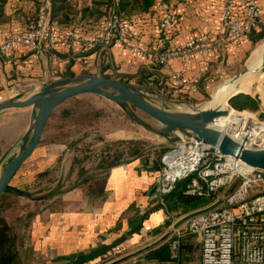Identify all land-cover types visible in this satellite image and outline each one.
Here are the masks:
<instances>
[{
  "label": "crops",
  "instance_id": "obj_1",
  "mask_svg": "<svg viewBox=\"0 0 264 264\" xmlns=\"http://www.w3.org/2000/svg\"><path fill=\"white\" fill-rule=\"evenodd\" d=\"M74 2V5L82 6L81 0ZM85 2L89 3L90 0ZM174 8L178 13L175 43L185 44L189 38L201 32L208 33L211 38L220 35L218 0H176ZM155 22V18L143 19L137 27L136 39L145 45H151L157 33ZM100 24L101 21L88 23V27L92 26V29L79 25L77 27L90 33L98 29ZM18 28L0 25V42L10 33L25 30ZM258 28L259 26L254 31L260 29ZM249 36L239 42L224 40L221 46L215 47L212 54L196 60L184 63L182 59L174 58L171 66L184 79L198 78L199 95L209 92L215 80L234 68L250 52L253 40ZM204 60L208 62V67L201 71ZM154 62L146 57H137L117 44L106 51H81L76 55L58 47L57 50L42 52L37 58L32 50L23 47L10 51L4 58L0 57V102L25 100L46 86L66 78L105 76L109 73L133 75ZM158 72L161 83L166 80L168 86H172L173 80L169 74H162L160 66ZM72 73L74 76L69 75ZM260 78V83L248 93L258 100V109L255 110L258 112L264 111V72L258 75L256 81ZM64 87L65 85H54L52 90ZM249 91L250 88H247L246 92ZM80 97L69 98L54 109L46 122L40 143L11 179L10 185L23 194L13 191L0 196V201H6L5 194L14 196L12 204L3 208L0 215L9 223L15 236V264H71L70 261L77 255L111 247L120 239L119 243L132 245L145 232L160 228L167 219L164 209L158 207L162 200L156 194L154 184L160 168H152L141 159L110 167L105 191L99 197L84 194L78 186L61 195L41 194L36 198L29 195L30 189L38 183L44 182L50 186L58 183L59 178L52 182L46 178L54 169L65 166L72 170L71 151L69 148L63 149L65 145L53 140L48 131L52 125L56 126L52 121H58L55 116L58 107H62V112H65L64 107L72 99ZM35 109L36 105H29L0 110V176L3 168L19 152L25 136L32 129ZM71 175L67 174L65 179L68 180ZM65 179L60 183L69 182ZM187 240L183 241L190 244L191 240ZM197 241L199 245L195 247L194 253L200 263L201 245L199 239ZM109 250L110 248L107 251ZM101 257L102 254L83 264H96ZM127 262L128 260L118 264Z\"/></svg>",
  "mask_w": 264,
  "mask_h": 264
},
{
  "label": "built area",
  "instance_id": "obj_2",
  "mask_svg": "<svg viewBox=\"0 0 264 264\" xmlns=\"http://www.w3.org/2000/svg\"><path fill=\"white\" fill-rule=\"evenodd\" d=\"M218 1L220 35L211 38L208 33L201 32L185 44L174 42L178 13L172 3L165 0L157 3L152 14L143 16L124 17L110 7L100 27L90 33L78 27H60L51 20L50 7L45 6L31 28L4 37L0 42V57L23 47L32 50L37 58L42 52L58 47L76 55L81 51H106L117 44L137 57L155 61L162 74H169L173 80L175 93L197 95L198 78L184 79L173 70L171 60L180 58L184 63L196 60L212 54L224 40L239 42L247 38L259 26L263 13V0ZM146 17L156 20L157 33L151 45L136 39L137 27ZM207 67L208 62L204 60L200 70ZM162 84L167 85L166 80ZM216 124L214 119L208 127L218 129ZM249 147L264 148V144L258 141ZM161 161L155 188L158 196L169 193L177 181L186 178L190 179L187 194L209 196L223 188L233 191L222 199L219 207L191 218L184 230L177 229L171 242V259L159 264H180V244L184 239L190 241L192 238L200 241L199 264H264V169L255 168L239 157L222 154L192 131L180 136L178 143L164 153ZM121 252V245H116L106 253L116 256Z\"/></svg>",
  "mask_w": 264,
  "mask_h": 264
},
{
  "label": "rangeland",
  "instance_id": "obj_3",
  "mask_svg": "<svg viewBox=\"0 0 264 264\" xmlns=\"http://www.w3.org/2000/svg\"><path fill=\"white\" fill-rule=\"evenodd\" d=\"M70 1L73 4L75 3V0ZM83 3L87 4L85 0H81V5ZM262 4L263 13L260 18V29L258 28L259 30L252 32L249 36L256 39L250 52L234 68H230L222 77L215 80L209 92H203L201 95L184 92L175 93L172 86H168V84L159 85L155 77L151 79L145 78L143 82L139 77L127 78V80L130 81V84L142 86L157 92L162 98L147 90H141L140 94L149 103L158 107L164 105L165 109L172 113L181 115L193 114L196 110L203 109L213 99L220 85L224 84L228 79H233L235 76L242 75L247 71V64L252 51L264 40V2ZM45 6H49L48 0H39L38 3L29 0H9V4L6 7V19L1 21L0 25L26 29L37 21L40 9ZM74 9L78 11L80 7L76 4ZM61 25L64 27H77L79 25L92 29V26L88 27V23L81 20L79 14L71 22H63ZM262 71H264V67ZM88 77L84 75L78 82ZM105 77L118 80V74L116 73H109ZM261 78L253 83L249 92L254 90L256 85L260 83ZM105 89L114 92L112 88L106 87ZM84 94L86 95H80L79 99H72L64 107L65 112H62V107H58L55 114L58 121H52V124L56 126L52 125V128L50 127L48 131L53 136V140L55 139L60 144L65 145L63 149L69 148L71 151L73 156L72 170L65 166L62 169L60 167L54 169L46 178L51 179L49 180L51 182L59 178L58 183L50 186L47 182V184H44L41 181L43 184L38 183L33 186L30 189L29 195H33L35 198L41 194L61 195L62 193L72 191L75 186H78L82 188L84 194L90 196V186H95L97 181L106 178L110 167L134 159L144 160L148 166L161 169V159L164 153L173 148L180 140V136L184 135L187 131L185 129L166 128V126L161 125L156 119L129 102H125V110L119 103L103 95L96 93ZM226 108L230 110L235 109L229 101ZM237 111L264 121V111L259 110L258 112L249 109ZM228 131L231 132L233 130L230 129ZM259 143L264 144V139L259 140ZM159 173L157 172L158 175ZM67 174H72V177L68 180L65 179ZM63 179L69 182L64 181L60 183ZM154 184L156 187L157 178ZM232 191L231 188L219 190L215 200L225 198ZM15 198V200L18 199L17 196ZM165 214L167 215V219L160 228L145 232V235L132 245L115 244V246L121 245L122 252L116 256L106 253L107 255H102L96 264H109L121 257L133 254L144 247L156 243L166 233L167 237L164 241L168 240L172 242L175 238L176 230H184L187 223L182 224L177 229L173 228V223L184 215L181 207L169 213L165 212ZM170 222L172 224H169ZM197 240V238L191 240L190 245L193 246V252L187 254L188 258H182L184 264H199V258L194 253L195 247L199 245ZM127 264H159V261L149 259L148 255L143 254L128 259Z\"/></svg>",
  "mask_w": 264,
  "mask_h": 264
},
{
  "label": "water",
  "instance_id": "obj_4",
  "mask_svg": "<svg viewBox=\"0 0 264 264\" xmlns=\"http://www.w3.org/2000/svg\"><path fill=\"white\" fill-rule=\"evenodd\" d=\"M263 67L264 63L261 70ZM239 76L240 75H237L233 79L235 80ZM79 79L81 78L72 77L60 80L52 85L46 86L41 91L25 100L13 99L0 102V110L11 107L36 105L32 129L25 136L24 143L20 147L19 152L3 168V172L0 176V196L5 192L13 191L18 192L21 195L23 194L21 190L13 188L10 185V181L19 167L31 156L37 145L40 143L42 133L49 116L58 105L67 99L84 93H96L103 95L119 103L125 110V102H129L156 119L161 125L166 126V128L192 131L206 143L218 148L222 154L239 157L242 161L255 168L264 169V148L246 147L243 141L233 138L228 133L219 129L208 127V124L216 117L214 115H208L206 110L200 109V111L196 114H176L166 110L164 105L158 107L149 103L140 94L141 90H147L150 93L157 94L154 90L107 78L103 75H91L87 79L78 82ZM59 84L65 85V87L60 90H52L54 85ZM106 87L114 89V92L107 91L105 89ZM240 93L248 94L250 92L239 91L237 93H233L228 97L227 102ZM222 202L223 201L220 198L203 208L186 213L173 223V228L177 229L191 218L219 207ZM166 234L156 241V243L144 247L133 254L114 260L109 264L121 263L156 247L159 243L166 239Z\"/></svg>",
  "mask_w": 264,
  "mask_h": 264
},
{
  "label": "trees",
  "instance_id": "obj_5",
  "mask_svg": "<svg viewBox=\"0 0 264 264\" xmlns=\"http://www.w3.org/2000/svg\"><path fill=\"white\" fill-rule=\"evenodd\" d=\"M29 1L38 3L39 0ZM159 1L161 0H90V2L87 4L83 3V5L80 6V10L75 11V5L70 0H48L51 11V20L57 22L58 24H62L63 22H71L78 16V14L80 15L81 20L87 21L89 24L93 22L98 23L102 20L107 9L110 7L116 9L124 17H129L134 14L140 16H143L145 14L148 15L154 12V7ZM165 1L172 3L173 7L174 3L176 2V0ZM8 3L9 0H0V22L6 19V7ZM33 25L27 27L26 29L31 28ZM252 32H254V30ZM251 39L253 40V43L256 42V39ZM158 68L159 66L154 62V64H151L149 67L142 68L136 74H118L117 79L119 81L129 83L130 81L127 80V78L139 77L143 82L145 78L151 79L155 77L156 80H158L159 85H162L159 78L160 73L158 72ZM69 75L74 76L73 73ZM229 102L231 106L237 110L249 109L255 111L258 109V100L250 96V94L240 93L237 96L231 98ZM189 183V178L177 181L173 190H171L167 194L160 196L162 203H160L158 207L163 208L166 213H169L172 210L181 207L183 209V214L185 215L192 210H196L201 207L203 208L215 201L217 193L211 194L209 196L187 194L186 187ZM105 186L106 178L100 179L95 183V186H90V196H102L105 191ZM4 196H7V199H5L6 201H3L1 199L2 201H0V213L3 208L7 207L13 202V195L5 194ZM169 224H172V222H170ZM120 241L121 239L116 243H119ZM115 244H113L111 247H114ZM111 247H102L101 249L86 255H77L75 259H72L70 262L71 264H83L98 255L105 254L109 248L111 249ZM170 247L171 242L166 240L158 244L155 248L146 252V255H148L149 259H154L161 263L171 259ZM188 252L189 254L193 252V246L188 242L182 241L180 246V264H184L182 258H188ZM16 258L17 254L15 251V236L12 233V228L9 223L0 215V264H15Z\"/></svg>",
  "mask_w": 264,
  "mask_h": 264
},
{
  "label": "bare ground",
  "instance_id": "obj_6",
  "mask_svg": "<svg viewBox=\"0 0 264 264\" xmlns=\"http://www.w3.org/2000/svg\"><path fill=\"white\" fill-rule=\"evenodd\" d=\"M264 63V40L256 47L250 55L247 71L238 78L228 79L216 90L213 99L203 108L208 115H214L217 120V128L223 132L230 133L237 140L243 141L249 147L264 139V121L247 116L236 110L227 109L228 97L239 91L245 92L251 88L257 77L262 73L261 67ZM200 110H196L195 114ZM263 131V132H261Z\"/></svg>",
  "mask_w": 264,
  "mask_h": 264
}]
</instances>
